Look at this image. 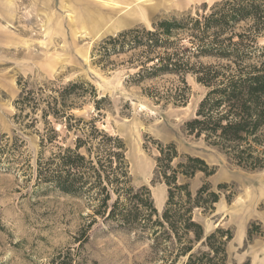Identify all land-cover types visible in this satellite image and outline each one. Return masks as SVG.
<instances>
[{
    "label": "trees",
    "instance_id": "obj_1",
    "mask_svg": "<svg viewBox=\"0 0 264 264\" xmlns=\"http://www.w3.org/2000/svg\"><path fill=\"white\" fill-rule=\"evenodd\" d=\"M264 0H220L204 9L173 14L145 26L122 30L99 44L101 57L135 51L129 64L134 82L160 78L144 92L156 103L184 105L190 94V74L206 88L195 115L184 129L222 152L227 160L249 170L264 168ZM22 81V79H20ZM13 119L39 136L35 185L85 200L88 223L74 241L77 246L57 249L44 264H87L83 254L88 230L99 217L104 222L151 240L154 264H230L228 229L205 233L193 219V208L211 212L219 193L204 180L195 193L178 175L205 177L215 172L199 156L180 154L174 142L157 144L154 177L166 185L161 213L147 185H131L122 138L98 128L72 110L92 98L99 109L102 97L89 81L69 80L60 85L29 86L21 82ZM43 123L40 131L36 125ZM53 121L64 127L65 135ZM70 132L72 144H66ZM46 150L48 153H46ZM183 157V160L176 158ZM30 155L18 134L0 133V171L27 174ZM218 183L217 187H222ZM248 228L250 238L254 224ZM91 264H97L90 261ZM242 264H249L247 261Z\"/></svg>",
    "mask_w": 264,
    "mask_h": 264
},
{
    "label": "rangeland",
    "instance_id": "obj_2",
    "mask_svg": "<svg viewBox=\"0 0 264 264\" xmlns=\"http://www.w3.org/2000/svg\"><path fill=\"white\" fill-rule=\"evenodd\" d=\"M217 1L0 0V133H16L25 140L32 166L26 175L0 171V264H44L57 249L76 247L74 236L88 223L84 199L35 185L39 136L13 119L20 79L30 87L57 86L69 80L91 82L95 98L102 97L99 109L87 98L72 112L85 120L95 119L98 128L122 138L131 185L145 184L158 192L159 213L167 191L154 177L158 142H174L180 154L199 156L214 166L215 172L208 177L200 171L191 178L178 175V182H187L192 193L204 180L219 193L213 211L195 207L193 219L205 233L216 228L231 231L226 246L230 264H264V168L249 170L232 164L216 147L184 129L206 88L188 74L190 94L184 105L156 103L144 88L160 84V78L140 83L129 78L136 71L128 62L135 51L105 57L98 53L99 44L108 36L136 26L150 28L173 14L201 13ZM259 44H264V36ZM53 124L65 135L61 124ZM36 127L43 129L41 120ZM74 138L70 132L65 143L72 144ZM218 183L223 186L217 187ZM252 224L255 227L248 238ZM88 234L83 246L87 264H154L148 238L99 217Z\"/></svg>",
    "mask_w": 264,
    "mask_h": 264
},
{
    "label": "water",
    "instance_id": "obj_3",
    "mask_svg": "<svg viewBox=\"0 0 264 264\" xmlns=\"http://www.w3.org/2000/svg\"><path fill=\"white\" fill-rule=\"evenodd\" d=\"M152 188H154L153 185H152ZM150 191H151V197H152L153 203H154L155 207L157 208V206H156V200H157V198H158V196L160 194L158 192L152 190V189Z\"/></svg>",
    "mask_w": 264,
    "mask_h": 264
},
{
    "label": "crops",
    "instance_id": "obj_4",
    "mask_svg": "<svg viewBox=\"0 0 264 264\" xmlns=\"http://www.w3.org/2000/svg\"><path fill=\"white\" fill-rule=\"evenodd\" d=\"M157 203L159 204V203H160V201H159V200H156V206H157Z\"/></svg>",
    "mask_w": 264,
    "mask_h": 264
},
{
    "label": "bare ground",
    "instance_id": "obj_5",
    "mask_svg": "<svg viewBox=\"0 0 264 264\" xmlns=\"http://www.w3.org/2000/svg\"><path fill=\"white\" fill-rule=\"evenodd\" d=\"M161 199V198H160Z\"/></svg>",
    "mask_w": 264,
    "mask_h": 264
}]
</instances>
